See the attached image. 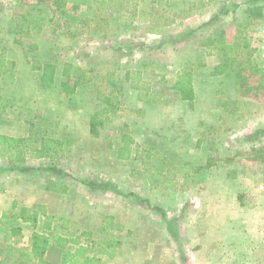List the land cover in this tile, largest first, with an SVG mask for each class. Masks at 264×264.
I'll list each match as a JSON object with an SVG mask.
<instances>
[{
    "label": "rangeland",
    "instance_id": "obj_1",
    "mask_svg": "<svg viewBox=\"0 0 264 264\" xmlns=\"http://www.w3.org/2000/svg\"><path fill=\"white\" fill-rule=\"evenodd\" d=\"M136 1L144 18L132 22L114 4L102 15L118 22L100 31L85 20L99 11L100 0H67L65 9H58L54 0H0V52L15 63L0 76V92L11 99L0 117V133L73 140L57 159L27 160L41 171L9 169L0 147V217L11 211L14 201L42 203L60 218L47 233L81 235L82 240L110 234L122 239L115 255L103 256L102 264H200V232L221 207L208 196H215L222 179L236 178L232 171L240 163L253 172L255 182L264 181V134L255 141L245 139L264 127V9L262 15H251L250 0ZM130 4L123 7L132 8ZM163 11L175 21L162 33H149V15ZM10 21L18 32H9ZM239 33L247 34L253 60L241 67L234 62L218 74L216 65L222 60L206 53L220 37L238 44ZM243 53L237 54L239 61ZM49 63L56 65L55 79L43 83V67ZM186 63L192 64L194 75L192 103L167 88ZM68 68L70 78L62 74ZM81 69L93 80L76 85ZM141 69V77L151 81L149 93L130 87ZM112 71L115 91L106 81ZM153 92L167 95V102H153ZM105 108L109 111L103 112ZM96 112L103 120L98 135L91 132ZM124 133L131 135L138 151L130 159L118 158ZM190 150L202 164L188 160ZM223 159L228 164L225 172L217 166ZM206 164L214 169L206 172ZM50 165L69 173L67 193L47 190V181L54 178ZM203 176L211 189L200 186ZM85 178L111 180L124 194L93 191ZM152 206L164 209L166 219ZM108 215L123 225L121 231L97 230ZM202 218L205 224H200ZM14 223L9 218L0 223V247L13 243L22 248L30 244L35 229L45 232L41 219L36 227L26 222L21 237L7 238ZM222 232L205 236L214 246V257L225 264H264V252L254 251L247 241L240 251L233 247L238 237ZM62 253L54 246L46 257L56 264Z\"/></svg>",
    "mask_w": 264,
    "mask_h": 264
},
{
    "label": "trees",
    "instance_id": "obj_2",
    "mask_svg": "<svg viewBox=\"0 0 264 264\" xmlns=\"http://www.w3.org/2000/svg\"><path fill=\"white\" fill-rule=\"evenodd\" d=\"M55 5L58 9L67 8V0H54ZM253 2L249 7V12L253 16L262 15L264 4L258 3L259 0H250ZM131 3V4H130ZM122 9L126 11L124 18H132V22L138 18L143 17L138 2L136 0H100V9L96 12L93 17H87L85 20L88 25L93 27L94 30L109 31L112 22H118V19L108 18L102 15L105 9L109 8ZM132 8L125 9L123 6L127 5ZM73 8L77 9L78 5H74ZM227 12V11H225ZM149 33H162V31L170 26L175 19L169 16L166 11L161 14L151 13ZM124 24V23H123ZM17 24L10 21L9 32L15 33L17 31ZM90 27V28H91ZM243 35V33H242ZM238 44L229 43L226 38L220 37L215 40L214 45L210 47V50L206 54H216L222 60L216 65L217 73L221 74L225 69L231 68L234 62H237L238 67L243 66L245 62L252 61V52L250 42L247 34L241 37V33L236 37ZM178 40H181L178 38ZM239 46V51H236V46ZM245 50L246 48H249ZM244 52V58L239 61L237 54ZM192 64L186 63L176 74L175 81L172 85L167 88L177 90L180 92L182 100L192 103L196 99V92L193 86V69ZM15 66L14 61L9 60L4 52H0V76L4 75L9 70L11 71ZM145 67V66H143ZM137 74L132 77L130 87L132 89L145 90L149 93L151 91V81L145 80L141 77L142 69L136 71ZM56 65L49 63L44 65L42 82L52 83L55 79ZM63 76L70 78L72 76L70 68L63 71ZM239 74V73H238ZM93 80V77L89 76L87 71L80 70L76 76V85H83ZM106 81L113 87L112 91L118 88L117 81L114 78V71L109 74ZM146 83V84H145ZM143 84V85H142ZM121 92V91H120ZM152 101L167 102V95L152 93ZM166 97V99H160ZM11 99L0 92V117L3 116L7 108L9 107ZM105 108L103 112H108ZM233 112V109H230ZM100 112H96L91 118V132L94 135H98V126L103 124V120L99 119ZM264 134V127L255 129L252 133L248 134L245 139L247 141H255L259 139L260 135ZM121 141L123 144L118 147V158L119 159H130L135 156L138 152L136 147H133L134 139L130 134L124 133ZM36 143V146L33 145ZM73 144L72 139L65 138H51L45 136L32 135L29 137L13 136L9 134L0 133V147L1 155L5 156L9 162V169L19 170L22 172L29 171H41V166L35 167L29 165L27 160L30 158L36 159H57L60 155L67 151V149ZM112 145V143L110 144ZM48 169L54 175V178H50L47 181V190L54 191L57 193H67L69 191V184L65 179L69 176V173L63 169L58 168L56 165H50ZM84 183L90 187L93 191H107L114 190V192L124 194L117 185L111 180H95V179H84ZM136 194V193H135ZM138 200H143L140 197H136ZM152 210L157 211L166 219L167 214L164 209L157 206H152ZM20 218L23 222H28L32 226L36 227L39 221L42 219V227L45 232L35 229L31 235V241L28 246L22 247L19 252V264H50V261L46 257V254L52 247H58L63 249L61 261L56 264H102L103 256L113 257L116 253L117 248L122 246V239L112 234L102 239H92L86 235V239L82 240L81 235L67 236L63 234H52L46 231L51 230L52 225L60 220L59 217L49 214L46 210V205L42 203H33L32 205L19 204L14 201L10 212H4L0 217V223L5 218ZM105 223L99 227L98 231L110 230H122L123 225L115 220L113 215H108L105 219ZM177 220V218H176ZM66 226V225H64ZM67 227V226H66ZM22 227L13 226L7 233L9 237H20L22 236ZM87 234V233H86ZM17 240V239H16ZM7 254H12L13 243L8 244Z\"/></svg>",
    "mask_w": 264,
    "mask_h": 264
},
{
    "label": "crops",
    "instance_id": "obj_3",
    "mask_svg": "<svg viewBox=\"0 0 264 264\" xmlns=\"http://www.w3.org/2000/svg\"><path fill=\"white\" fill-rule=\"evenodd\" d=\"M262 48L264 52V40H262ZM261 59L264 60V57ZM262 66H264V63ZM198 139H200V137ZM200 141L201 139L199 140V143ZM196 154L197 153L190 150L189 152H186L185 155L189 157L188 160L195 161V164H202V161H198L199 158H197ZM226 160L227 159H223L218 162L219 165L217 164V166L221 167L220 171L222 172L228 171L226 168V166H228ZM208 166L209 165L206 167ZM237 168V171L236 168L232 171V176H236V178L233 180L222 179L221 184L217 186L216 194H214L215 196H208L210 203L218 204L221 207H217L215 209L217 215L216 218H209L207 220L208 223L206 225V229H202L200 232V235L204 240L200 244L202 247L198 250L200 251V257H202L200 264L226 263V261L224 262L220 256L214 257L212 255V247L214 246H212V243L209 241H205V236H209V234L218 235L220 233H224L222 230H225L226 234L231 235L232 237H238V244L233 247H239L240 251L242 248H245L243 247L245 244H242V241H247L249 244L248 247H256L254 251L264 252V181L255 182L253 172L250 169L247 172L246 167L242 166L241 163ZM213 169V167L207 168L206 172H210ZM223 178H225V176H223ZM201 182L200 186L211 189L210 187H212V185L207 183L204 176ZM203 192L201 191L202 195ZM203 197H206V195H203ZM211 210L213 209L211 208ZM9 219L16 221L13 226H21L22 232H25L23 227L26 226V222H23L22 219L15 217H11ZM205 222V218L200 220V224H205ZM13 226H11V228ZM1 242L2 241L0 239V245ZM8 248L9 247H0V264H8L7 262L11 258H14L15 260L10 264H18V255L21 247L13 245L12 254L9 255L7 254Z\"/></svg>",
    "mask_w": 264,
    "mask_h": 264
}]
</instances>
